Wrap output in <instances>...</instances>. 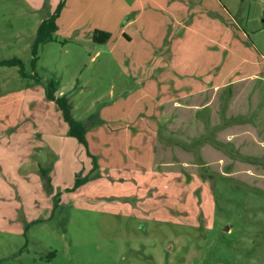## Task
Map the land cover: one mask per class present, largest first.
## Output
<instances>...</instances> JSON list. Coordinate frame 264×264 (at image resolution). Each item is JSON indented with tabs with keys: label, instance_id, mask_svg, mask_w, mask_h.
I'll return each instance as SVG.
<instances>
[{
	"label": "rangeland",
	"instance_id": "1",
	"mask_svg": "<svg viewBox=\"0 0 264 264\" xmlns=\"http://www.w3.org/2000/svg\"><path fill=\"white\" fill-rule=\"evenodd\" d=\"M0 264H264V0H0Z\"/></svg>",
	"mask_w": 264,
	"mask_h": 264
},
{
	"label": "trees",
	"instance_id": "2",
	"mask_svg": "<svg viewBox=\"0 0 264 264\" xmlns=\"http://www.w3.org/2000/svg\"><path fill=\"white\" fill-rule=\"evenodd\" d=\"M58 16H59V12L49 16L48 18H45L41 22L37 31L35 41L32 46V51L35 55L33 59V64L38 58L37 53L40 45L56 39L54 33L59 28L57 23ZM92 37L95 41L103 43L106 42V40H108V38L110 37V33L104 30L97 29L95 30ZM1 64L8 66L17 65L20 67V72L22 73L23 76H27L30 74L26 71L23 60L18 57L4 59L1 61ZM35 74L36 73H34V75ZM35 76L37 77V81H40L41 78L38 77L37 75ZM58 87H59V81L55 79H48L46 81V86H45L46 95L48 99L53 101L61 111L63 118L69 125L70 134L78 137L80 140H83L84 134L88 129L87 124L86 122L82 120H78L74 117L72 113L73 105H72V101L70 100V97L66 93L57 95Z\"/></svg>",
	"mask_w": 264,
	"mask_h": 264
},
{
	"label": "crops",
	"instance_id": "3",
	"mask_svg": "<svg viewBox=\"0 0 264 264\" xmlns=\"http://www.w3.org/2000/svg\"><path fill=\"white\" fill-rule=\"evenodd\" d=\"M58 20H59V18H58ZM58 20H57V23H58ZM58 27H59V25H58ZM63 93V91H61L59 94L57 93V95H61ZM212 98H213V96L210 98V99H204L202 102H193L192 100L190 101V103H191V106H195L194 108H182L183 110L184 109H191V110H197L198 108V110H207V108L209 107V108H212V113H213V111L215 110L213 107H212ZM185 111H187V110H185ZM189 114H192V113H194V112H190V111H187Z\"/></svg>",
	"mask_w": 264,
	"mask_h": 264
}]
</instances>
